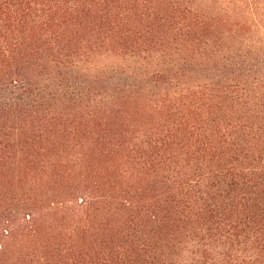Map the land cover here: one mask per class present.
<instances>
[{"label":"trees","instance_id":"trees-1","mask_svg":"<svg viewBox=\"0 0 264 264\" xmlns=\"http://www.w3.org/2000/svg\"><path fill=\"white\" fill-rule=\"evenodd\" d=\"M0 264H264V0H0Z\"/></svg>","mask_w":264,"mask_h":264}]
</instances>
